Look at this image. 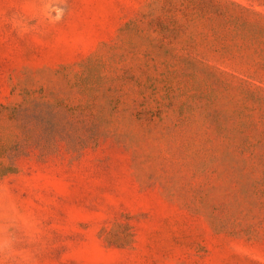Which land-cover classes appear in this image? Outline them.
Masks as SVG:
<instances>
[{"label": "rangeland", "instance_id": "1", "mask_svg": "<svg viewBox=\"0 0 264 264\" xmlns=\"http://www.w3.org/2000/svg\"><path fill=\"white\" fill-rule=\"evenodd\" d=\"M0 104V264H264V0H0Z\"/></svg>", "mask_w": 264, "mask_h": 264}, {"label": "trees", "instance_id": "2", "mask_svg": "<svg viewBox=\"0 0 264 264\" xmlns=\"http://www.w3.org/2000/svg\"><path fill=\"white\" fill-rule=\"evenodd\" d=\"M0 107H2L1 104ZM19 119L23 128H38L39 133L26 139L21 145L22 149H18L14 156L27 155L26 148L28 146H34L41 152H49L55 147L57 139L66 140L68 147L74 150L97 143V135L91 129L87 135H76L66 129V121L61 125L60 121L56 119L54 111L43 102L33 101L28 103V107L21 112ZM67 122L72 128L77 123H80L79 120H75L72 123L71 119H68Z\"/></svg>", "mask_w": 264, "mask_h": 264}]
</instances>
